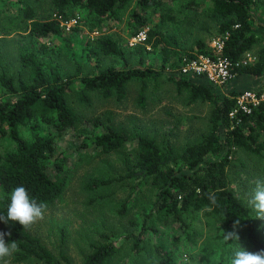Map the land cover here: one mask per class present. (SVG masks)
<instances>
[{"label": "trees", "instance_id": "16d2710c", "mask_svg": "<svg viewBox=\"0 0 264 264\" xmlns=\"http://www.w3.org/2000/svg\"><path fill=\"white\" fill-rule=\"evenodd\" d=\"M35 1H45L50 5L49 17L38 20L33 9L18 0L22 13L20 20L15 19L18 27L22 28V24L26 23L30 35L36 38L56 36L71 47L70 39L63 35L65 27L61 24L71 20L83 22L90 33H97L88 40L87 50L94 55L119 60L123 69H100L97 63L95 75L81 76L80 64L75 62L73 75L64 79L57 66L36 59L29 53L19 57L22 68L27 71L25 79L20 75L16 78L7 76L0 64V214H7L9 194L17 186H24L30 197L45 203L46 210L64 192L68 177L63 174L62 164L57 163L58 159L63 163V158L55 156V138L80 122L70 104V96L75 94L80 104H88L91 94L119 102L127 96V85L137 83V102L140 106L145 105L148 83L162 73L150 68L128 69L129 61L123 48L109 36L101 34L100 30L108 20L119 21L130 7L132 24L136 28L130 37L145 32L142 44L135 46L139 54H160L164 63L170 57L180 61L183 55L193 59L203 56L237 62L246 53L254 51V62L237 68L236 72L253 83L251 85L257 84L258 93L264 92V10H260L263 0H203L218 22L216 36L220 37L222 48L217 53L198 40L189 48L193 53L183 55L180 50L174 49L177 42L173 35L165 36L153 28L145 29L150 23L149 14L157 13L162 22H173V16L168 13L169 6L181 1L191 6L194 0ZM76 12H83L86 18H77ZM72 30L79 31L76 27ZM147 47L149 50H146ZM166 79L178 93L186 92L188 105L196 102L211 105L207 133L178 150L168 140L158 144L154 138L139 134L130 139L122 130L109 124L111 121L108 118L105 129L97 135L84 137L80 147H93L100 154H109L132 144V160H123L124 175L107 180L93 178L87 182L86 188L94 191L115 181L130 180L136 183L133 189L148 186L152 189L150 212L144 215L140 232L137 235L128 234L125 238L131 241L128 258L135 261L144 253L148 255L149 264H178L181 237L174 234L173 239L167 241L163 236H156L148 249L146 241L150 242L149 232L157 234L156 229L161 225L173 232L180 229L187 236L191 232L186 221H195V215H202L211 221L221 235L219 238H223V232L236 231L234 226L241 220L242 239L250 250L264 249L263 228L230 185L228 175V168L238 150L264 162V103L246 114L237 110L236 104L237 95L246 89L224 94L210 83L182 75L179 70ZM237 119H240L239 123H236ZM209 194L215 197V204L209 199ZM127 207L128 200L122 205L120 213ZM152 222L156 224L151 225ZM0 223L6 233L5 242L16 241L18 245L19 250L10 256L12 263L72 264L62 250L56 257L18 222L9 221L6 224L0 220ZM234 242L223 240V245ZM91 249L81 264H113L120 252V246L114 242L92 245Z\"/></svg>", "mask_w": 264, "mask_h": 264}, {"label": "rangeland", "instance_id": "374dc122", "mask_svg": "<svg viewBox=\"0 0 264 264\" xmlns=\"http://www.w3.org/2000/svg\"><path fill=\"white\" fill-rule=\"evenodd\" d=\"M21 1L33 9L38 20L47 19L51 13L50 5L45 1ZM187 5L186 1H181L169 6L168 13L173 16V22H162L157 13L149 14L150 23L145 31L153 28L165 36L173 35L177 42L174 49L180 50L182 55L190 54L189 48L198 40L205 42L212 50H218L220 42V37L216 36L218 22L208 11V4L203 0H194L191 6ZM19 7L18 0H0V64L7 76L16 78L20 75L26 79L27 71L22 68L19 57L29 53L35 55L36 59H43L46 63L57 66L64 79L73 75L75 62L80 64L81 76L95 75L97 63L101 66L100 69L106 67L123 69L119 60L94 55L87 50L88 40L97 36V33H90L88 26L83 22L71 20L61 24L65 27L63 35L71 41V47H67L65 42L56 36L36 38L30 35L26 23L22 24L23 29L18 27V21L15 19L22 18ZM260 7V10H264V0ZM130 10L131 7L120 16L119 21L108 20L101 27V34L109 36L123 48L129 61L128 69L150 68L162 73V76L148 83L144 106L137 102L139 90L137 83L127 85V96L119 102L112 98L104 99L98 94H91L88 104L78 103L75 94L69 97L80 122L55 138V156L63 158V163L59 159L57 163L62 164L63 174L68 177L66 188L61 197L44 212L43 219L27 228L28 232L37 237L53 255L57 257L62 250L72 264H81L92 251V245L107 242H114L120 246V252L113 260V264H149L148 255L144 253L136 261L128 258L131 241L125 238L128 234L137 235L140 232L144 215L150 212L153 201L152 189L149 186L133 189L136 183L130 180L115 181L94 191L86 188L87 182L93 178L107 180L124 175L123 160L125 158L132 160V144L109 154H100L93 147L88 149L80 147L84 137L102 132L109 118L111 121L109 124L122 130L130 139L139 134L146 138H154L158 144L168 140L179 150L187 143L196 142L209 129L211 105L203 102L188 105L186 92L178 93L175 86L166 79L178 73L183 60L187 57L183 55L180 61L170 57L164 63L160 54L152 52L139 54L135 46L142 42H134L135 37H130L136 30L132 24ZM76 13L77 18H86L83 12ZM75 27L79 31L72 30ZM160 39L166 44L163 38ZM246 54L254 58V51ZM251 84L253 83L237 74L230 82L216 88L224 94L243 89L258 92V85ZM76 90L73 92L76 93ZM228 175L230 185L245 203L255 188V179L264 175V162L256 156L238 150L232 165L228 168ZM126 200L128 207L121 214V207ZM253 218L264 231V220L254 216ZM186 222L189 224L191 234L186 236L180 229L173 232L159 225L160 227L156 229L157 234L149 232L150 242L146 241L147 248L149 249V244L156 236H163L167 241H171L174 234L179 235L181 255L178 264H186L185 257L187 264H226L236 243L251 251L242 239L241 220L234 226L239 240L232 245H223L224 239L219 238L220 233L216 231L212 222L202 215H195V221L188 219ZM0 232H4L1 223ZM5 259L7 264H14L10 257ZM0 264L3 262L0 261Z\"/></svg>", "mask_w": 264, "mask_h": 264}, {"label": "clouds", "instance_id": "9594fccd", "mask_svg": "<svg viewBox=\"0 0 264 264\" xmlns=\"http://www.w3.org/2000/svg\"><path fill=\"white\" fill-rule=\"evenodd\" d=\"M254 184L255 188L247 198L245 206L251 210V213H254L255 218L264 220V175L258 176ZM9 197L10 203L7 205V214H0V220H3L6 224L9 221L18 222L26 229L36 221L43 219L46 204L37 202L35 198L30 197L24 186H17L12 189ZM209 199L213 204L216 203L213 195L209 194ZM5 235L6 233L0 232V261L3 264H7L6 257H10L19 250L16 241L5 242ZM7 235H10V233H7ZM223 239L225 242L238 241L239 236L236 231L223 232ZM185 261L187 264V257H185ZM229 264H264V249L252 252L245 250L236 243L231 249Z\"/></svg>", "mask_w": 264, "mask_h": 264}, {"label": "built area", "instance_id": "2783aa9c", "mask_svg": "<svg viewBox=\"0 0 264 264\" xmlns=\"http://www.w3.org/2000/svg\"><path fill=\"white\" fill-rule=\"evenodd\" d=\"M145 39V33L141 32L133 39L134 42H142ZM222 48V42H219L218 50L215 52L219 53ZM254 62V58L246 54L242 59L237 62H231L225 58H218L212 60L208 57L197 56L193 58H186L183 60V64L179 71L182 75L201 79L205 82L210 83L214 87H219L230 82L236 75V69L249 65ZM261 103H264V92L258 93L255 91H243L236 97L237 110L243 113L250 114L251 109L257 107ZM236 111L230 114L234 116ZM240 119H237L236 123H239Z\"/></svg>", "mask_w": 264, "mask_h": 264}]
</instances>
